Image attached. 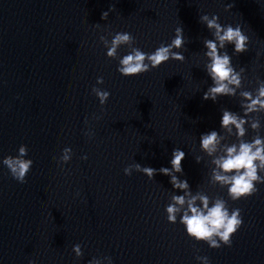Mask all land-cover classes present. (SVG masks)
Instances as JSON below:
<instances>
[{
    "label": "clouds",
    "instance_id": "9594fccd",
    "mask_svg": "<svg viewBox=\"0 0 264 264\" xmlns=\"http://www.w3.org/2000/svg\"><path fill=\"white\" fill-rule=\"evenodd\" d=\"M232 5H228V11ZM114 10V6L108 11H104L101 19L107 20L109 12ZM200 22L205 24L212 33V39L203 41L206 52L205 71L212 80V85L203 94L204 100L216 102L219 97H234L237 90L242 89V81L245 68L239 71L233 67L232 57L225 50L227 45L234 46V54H242L248 51L250 43L249 37L242 31L240 25L233 27L221 25L219 16L213 14L211 18L205 14L199 17ZM95 26L99 27L98 24ZM110 27V26H108ZM107 30V29H106ZM112 36L109 40L106 35L99 37L100 42L107 49L106 56L116 59L118 49L127 46L130 52L119 59L117 71L124 77L139 76L158 68L161 64L170 59L183 62L185 56L180 51L184 48L185 39L182 27L175 29V37L167 45L161 44L153 52L146 53L140 48L135 47V37L130 32H108ZM225 50V51H221ZM259 56V53H257ZM258 87L255 92L243 90L239 92L241 97L240 107L243 116L228 109L222 110L220 128L223 135L218 131L212 130L200 136V150L211 158L210 163L214 167L211 169L210 183L227 187L228 196L236 201L255 194L258 189L256 184L264 183V176L259 173L264 172V137L259 135L261 128L260 119L253 116L254 113H264V80L257 78ZM97 84H103V77H97ZM92 93L98 98L101 105H104L110 92L98 87L92 88ZM99 119V117H96ZM87 124V118H85ZM246 125L257 133L251 141H246L244 137L248 129ZM85 135L91 136L92 133L86 132ZM235 136V143H223L229 137ZM28 148L20 145L16 156H6L3 158V165L7 167L10 175L19 183H26V177L32 168L33 161L26 159ZM185 152L176 148L172 152L170 160L171 168L161 167L159 170L152 167L141 166L139 163L131 164L124 168L125 175H131L132 171L145 174L150 180L159 172L170 177V183L174 190H179L183 195L173 194L171 203L166 206L167 220L170 223L179 222L185 227L189 238L197 242H206L210 248L217 249L221 245L231 246L232 236L236 234L243 223L241 209L236 208L229 211L227 201L221 197L210 198L206 193H192L190 185L186 179L181 180L176 174H183L182 161L185 159ZM72 158V149L65 147L58 159L61 165L68 163ZM87 159V157H82ZM196 162L199 163L203 157L197 156ZM199 202V203H198ZM72 251L77 258L83 256L80 244H75ZM201 264H210L207 256H197ZM107 261L112 264V258L105 256L93 258L88 264H103ZM29 264H35L34 260H29Z\"/></svg>",
    "mask_w": 264,
    "mask_h": 264
}]
</instances>
